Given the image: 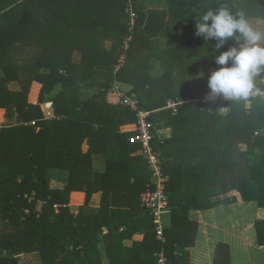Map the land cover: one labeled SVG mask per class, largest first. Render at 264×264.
Segmentation results:
<instances>
[{
    "label": "trees",
    "instance_id": "obj_1",
    "mask_svg": "<svg viewBox=\"0 0 264 264\" xmlns=\"http://www.w3.org/2000/svg\"><path fill=\"white\" fill-rule=\"evenodd\" d=\"M126 5L0 0V109L16 117L0 125V264H26L32 253L33 264H154L161 249L167 264H188L198 232L189 212L237 202L262 212L253 227L264 247V94L202 102L218 65L215 41L195 35L196 20L222 5L264 19V0H132L131 31ZM115 81L130 86L136 108L107 94ZM257 86L264 93V74ZM136 109L149 112L151 145L168 176L161 240L154 210L140 205L151 172L119 130ZM97 154L103 172L94 170ZM53 170L67 172L61 188L50 186ZM73 191L84 193L76 211ZM97 191L100 205L90 207ZM228 263V245L216 243L213 264Z\"/></svg>",
    "mask_w": 264,
    "mask_h": 264
},
{
    "label": "crops",
    "instance_id": "obj_2",
    "mask_svg": "<svg viewBox=\"0 0 264 264\" xmlns=\"http://www.w3.org/2000/svg\"><path fill=\"white\" fill-rule=\"evenodd\" d=\"M46 71L47 68H43ZM92 94L90 88L81 89L83 97H89ZM3 109H0V125H12L16 121L15 115L4 117ZM133 124L121 125L120 132L131 133ZM164 137L170 136V128L161 130ZM83 150L87 149V145L83 144ZM138 155V149L130 156ZM123 159H127L125 156ZM121 159V160H123ZM105 158L103 154H97L93 158V166L96 172L105 170ZM67 179V172L64 170H53L50 186L61 188ZM84 193L73 191L70 194L69 207L76 211L83 204ZM101 192H94L89 200V206L97 208L100 205ZM167 211L162 216L168 219ZM262 212L256 207L255 203L237 202L229 205H219L217 207L200 211L191 210L189 218L197 221L198 232L195 238L194 246L189 249L188 264H213L214 248L216 243L223 242L228 245L229 263L228 264H248L251 258L255 264H264V247L259 246L256 242L253 222L260 218ZM164 222V223H165ZM136 239H140V235H136Z\"/></svg>",
    "mask_w": 264,
    "mask_h": 264
},
{
    "label": "clouds",
    "instance_id": "obj_3",
    "mask_svg": "<svg viewBox=\"0 0 264 264\" xmlns=\"http://www.w3.org/2000/svg\"><path fill=\"white\" fill-rule=\"evenodd\" d=\"M195 35L215 41L211 45L218 67L208 75L206 99L241 102L264 94L257 86L264 74V31L253 27L244 11L233 12L226 5L207 10L196 20Z\"/></svg>",
    "mask_w": 264,
    "mask_h": 264
},
{
    "label": "built area",
    "instance_id": "obj_4",
    "mask_svg": "<svg viewBox=\"0 0 264 264\" xmlns=\"http://www.w3.org/2000/svg\"><path fill=\"white\" fill-rule=\"evenodd\" d=\"M125 12L129 15V31H131L134 25L135 12L133 10L132 0H127ZM127 37L123 41V46L128 47ZM130 86L119 81L112 83L107 90V94H115L120 96V103L131 108H136V100L128 93ZM263 93V92H262ZM219 98L209 100L203 98L202 102L211 101L216 104ZM168 105L173 107L175 104L168 102ZM136 119L133 124L131 136L128 138L129 142L139 146L138 155L141 156L147 163L150 170V185L142 192L140 196V205L144 208H150L154 210L156 220V238L161 240L163 237V221L162 215L168 211V199L165 194V185L168 180V176L163 172L160 160L153 151L151 141L154 137L151 123L147 118L149 112L142 109H136ZM30 125H35L34 121L30 122ZM264 131V127L262 129ZM153 186V187H152ZM152 187V188H151ZM156 261L154 264H167V257L163 249L156 253Z\"/></svg>",
    "mask_w": 264,
    "mask_h": 264
},
{
    "label": "rangeland",
    "instance_id": "obj_5",
    "mask_svg": "<svg viewBox=\"0 0 264 264\" xmlns=\"http://www.w3.org/2000/svg\"><path fill=\"white\" fill-rule=\"evenodd\" d=\"M249 22L253 25V27L264 31V19H253V18H249ZM165 218L166 216H162V221L163 223L165 222ZM253 258H251L250 262H248V264H255V262L253 261ZM38 261V255L35 253L32 254H27L22 256L20 262L21 263H26V264H33L36 263Z\"/></svg>",
    "mask_w": 264,
    "mask_h": 264
},
{
    "label": "water",
    "instance_id": "obj_6",
    "mask_svg": "<svg viewBox=\"0 0 264 264\" xmlns=\"http://www.w3.org/2000/svg\"><path fill=\"white\" fill-rule=\"evenodd\" d=\"M133 99H134V100H136V98H135V97H133Z\"/></svg>",
    "mask_w": 264,
    "mask_h": 264
}]
</instances>
